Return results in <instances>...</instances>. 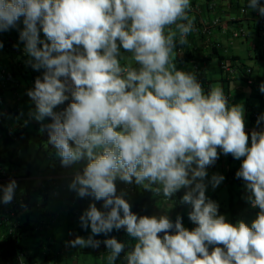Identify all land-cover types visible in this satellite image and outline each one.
Here are the masks:
<instances>
[{"label": "clouds", "instance_id": "clouds-1", "mask_svg": "<svg viewBox=\"0 0 264 264\" xmlns=\"http://www.w3.org/2000/svg\"><path fill=\"white\" fill-rule=\"evenodd\" d=\"M247 7L264 16L260 0ZM190 10L191 0H0V32L23 18L27 63L43 69L27 92L33 118L62 167L86 161L68 187L90 200L79 217L90 235L69 245L103 243L110 264L126 248L109 236L121 229L134 241L127 264H264V130L249 136L243 105H230L221 87L206 92L194 72L173 62L177 37L187 43L194 27ZM121 48L135 67L121 65ZM221 153L242 161L235 175L259 209L250 225L229 222L206 196L207 168ZM223 180L213 174L210 183ZM117 181L168 199L188 189L182 202L195 227L185 228L180 216L138 215ZM17 187L15 179L0 184V205L14 201Z\"/></svg>", "mask_w": 264, "mask_h": 264}, {"label": "crops", "instance_id": "crops-1", "mask_svg": "<svg viewBox=\"0 0 264 264\" xmlns=\"http://www.w3.org/2000/svg\"><path fill=\"white\" fill-rule=\"evenodd\" d=\"M209 1L191 0L189 16L194 20V26L210 24L215 17L222 18L223 25L216 28L209 37L191 31L187 36V43L183 45L179 44V37H177V47L173 50L172 60L176 63L178 69L194 72L206 92L210 87H213L215 82L220 81L221 88L225 95L229 97V104H241L244 110L247 108V111H249L250 99L244 91L239 90V86L234 87L232 84V81H245V78L227 77L222 71V65L227 63L250 68L253 70V78L260 85L264 83V44L260 34L261 15L247 7V0H240L238 3L217 0L218 6L215 10L208 8ZM260 2L264 4V0H260ZM242 7L247 9L246 14H241L240 9ZM22 19L16 28L0 32V42L3 44V47L0 48V73L6 71L13 77V82L7 88L0 90V131L13 128L20 132L25 128H30L33 118L32 113L35 112V104L27 95V92L32 89L36 77H42L43 73V69L34 70L27 63L30 57L25 54L24 42L19 39L20 31L24 27ZM240 30H243L245 34L235 38L234 34ZM40 38L45 39L42 31L40 32ZM121 52H124L122 48ZM214 60L218 61L217 66L214 65ZM247 61H254L255 65L249 64ZM253 89L260 92L255 97L262 100V107L264 108V93L260 91V88ZM64 105L59 106V108ZM258 113L260 115L264 114L262 111ZM12 115H14V119H12ZM255 127H257L256 122L252 120L250 123L246 122V130ZM5 146V141L0 133V152L9 149L10 145ZM22 152H24L22 149L17 151V157L20 159L16 163L9 160L6 163H0V168L14 176L18 183L15 199L22 200V196L30 193L32 188L41 189L36 190L35 193L31 192V205L27 206L20 202L21 204L15 210L14 216L8 218L0 229V241L8 237L10 228L22 225L23 233L20 242L25 252L24 260L27 263L110 264L108 260L110 253L103 243L99 248H81L69 245V242L75 239L77 235L85 238L90 235V228L87 231L83 230L79 221L80 215L88 207L90 200L77 197L76 193L70 191L68 187L74 172L82 169L86 161L65 168L61 166L60 158L56 155L55 150H50L45 153L46 158L43 164L40 165L35 162L32 166H29L25 163L27 160L19 155ZM1 156L2 159L5 157L4 155ZM32 159L31 162H33ZM235 161L239 163L238 167L240 168L241 160L234 159L230 154L227 156L220 154L215 164L222 162L221 165L227 181L239 179V184L245 185L242 179L233 178L234 172L238 171L239 168L235 171L227 170V163ZM29 188H31V191ZM117 188L118 193L122 191L125 194V198L132 206V211L142 215L137 212V203L143 198L150 199L151 190L143 188L141 191L143 196H140L132 184H125L120 181H117ZM186 191L185 188L180 190L182 195ZM40 193L46 197L45 204L40 202L42 200ZM175 201L171 202V199L170 201L163 199L165 205L160 206L147 216L167 215L173 221L175 218L173 212L176 211V204H178L177 200ZM97 207H101L99 202ZM2 208L7 209L8 207L7 205H0V210ZM237 208L235 223L244 221L249 225L256 218L259 211L258 208H253L249 202H243V200L238 203ZM0 216H3V214L0 213ZM109 236H114L126 244L125 251L116 259L115 264H127L125 255L130 250L129 243H134V241L123 229L114 230L109 233ZM95 238L103 241L106 237L100 235ZM0 264L8 263L0 259Z\"/></svg>", "mask_w": 264, "mask_h": 264}, {"label": "trees", "instance_id": "trees-1", "mask_svg": "<svg viewBox=\"0 0 264 264\" xmlns=\"http://www.w3.org/2000/svg\"><path fill=\"white\" fill-rule=\"evenodd\" d=\"M136 65H134L133 67H135ZM246 81V79H245ZM67 104H65L63 107L58 108L57 110H62L64 107H66ZM250 119L253 122L257 123V120L253 117V114H250ZM50 119H45V121L43 122L44 124L50 123ZM257 127H264V120H262L259 124H257ZM2 132L4 130H1ZM0 131V132H1ZM17 136L19 137V142L14 143L11 140L5 139V144L7 146L13 144L14 147L12 149H6L2 152H0V163L4 162L6 163L7 160L9 159L10 162L12 163H16L20 158L17 157V151H19V149H22V151L24 152H30V150L32 148H35L37 150V156L35 158L32 159L31 155L29 157V160H27L25 163L28 164L29 166H32L37 158L39 157V154L41 151H45V152H49L50 150H52L53 148L47 143L48 141V135H47V131L45 129H43L42 127V123L38 122L34 125V128L31 130L30 128H25L22 131H16ZM250 136V135H249ZM16 154V157L14 156ZM1 155H7L2 159ZM13 158H15V160H13ZM32 159L33 162H31L30 160ZM135 188V190H137V192L140 194V196H143V193H141L143 187L142 186H137L135 183L132 184ZM30 187V186H29ZM41 188H29V190L31 192H36V190H39ZM188 190V189H187ZM31 192L30 193H26L25 195L22 196V200H19V205L21 204L20 202H22V204L24 205H31ZM152 194L150 195V199L148 198H143L141 201H139L137 203L136 209L137 212H139L140 214H142L141 216L144 215H148L152 212H154L155 210H157V208H159L160 206L165 205V203H163V199L166 198L163 196L162 192L157 194L153 191H150ZM154 195V196H153ZM41 196V203L45 204L46 202V197L40 193ZM182 197L183 195L181 194L180 190L171 198V202L175 200H177L178 204H176V211L173 212L175 218H177V216L180 215V213L183 211V208L185 206V203L182 202ZM238 206V204H237ZM232 206L230 211L232 214V221L235 223L237 220V212H238V208ZM173 219V221H175L176 219ZM22 225H18L17 227V233L15 237H7L6 239L0 241V259L8 264L11 263H17L18 257L20 255H23V257L25 256V252H24V248L21 245L20 242V237L22 236L23 233V229ZM25 264H30L29 262H25Z\"/></svg>", "mask_w": 264, "mask_h": 264}, {"label": "rangeland", "instance_id": "rangeland-1", "mask_svg": "<svg viewBox=\"0 0 264 264\" xmlns=\"http://www.w3.org/2000/svg\"><path fill=\"white\" fill-rule=\"evenodd\" d=\"M120 62L122 66H134L135 62L131 58V54L127 52H121ZM247 63H251L253 66L255 65L254 61H247ZM214 65H218V61L214 60ZM259 69V67H258ZM232 84L234 87L239 86L240 91H244L247 95V97L250 99V107L249 111H247V108L244 110V116L246 122L250 123V114H253L255 112L262 111L264 112V108L262 107V100L257 96L260 92L258 90H254L252 87L248 86L247 82L244 80H235L232 81ZM221 82L217 81L214 83L213 87H221ZM235 89V88H234ZM14 115H12V119H14ZM38 123L34 118H32V123L30 126V129L32 130L34 128V125ZM14 147L13 144L9 146V149H12ZM45 151H41L39 154V157L37 158L36 162L37 164H43L45 157ZM32 158H35L37 156V150L35 148H32L30 152H22L19 153L21 157L25 160H29L30 155ZM223 154V153H221ZM224 155V154H223ZM7 156V155H5ZM220 157V156H219ZM9 160V159H8ZM222 163V162H221ZM220 164H214L207 168V177L204 180V183L206 184V196L210 198L211 200L215 201L219 205V213L222 215H225L226 219L234 223L232 221V214H231V207H236L237 204L243 200V202H248L247 197L249 193L247 192L245 185H240L239 179L227 181V178L225 176V172L223 170L222 165ZM239 163L237 161L232 163H227V170L228 171H235L239 167ZM213 174H220L224 177V180L215 188H213L212 184L210 183L211 177ZM191 211V206L186 204L183 211L180 213V217H182V223L183 226L189 230L195 227V225L189 220L188 213Z\"/></svg>", "mask_w": 264, "mask_h": 264}, {"label": "built area", "instance_id": "built-area-1", "mask_svg": "<svg viewBox=\"0 0 264 264\" xmlns=\"http://www.w3.org/2000/svg\"><path fill=\"white\" fill-rule=\"evenodd\" d=\"M227 1H229L231 3H238L240 0H227ZM217 6H218L217 0H210L208 3V8L210 10H215L217 8ZM240 12L242 15L246 14L247 9L245 7H242L240 9ZM222 25H223L222 18L215 17L210 24H203L200 26H194L192 31L196 34H202L205 37H209L216 28H219ZM244 34H245L244 31L240 30L239 32H236L234 34V37L239 38V37L243 36ZM260 34H261L262 42L264 44V16L260 17ZM222 71L226 74L227 77H236V76L242 77V78L244 77L249 86H251L252 88H255V89L260 88V84L258 83V81L255 78H253V76H252L253 70L250 68H243L241 66H235V65H230V64L225 63L222 65ZM0 77H1L0 90L7 88L8 85L13 82L12 75L6 73V71H2L0 73ZM33 87H34V85H33ZM227 98L229 99L228 96H227ZM260 116L261 115L258 112L253 113V117L256 120H258V118ZM253 130L261 131V130H264V127H255L253 129L246 130V132L249 135H251V132ZM0 133H1L4 141H5V139H8V140H11L14 143H16V142H19V140H20L13 128H6L3 132H0ZM53 150L54 149H52V151ZM236 172L237 171L234 172L233 178H237L235 175ZM10 179H15V177L8 174L6 171H3L0 168V184L8 183V181ZM164 200L170 201V199H168V198H164ZM18 206H19V200L14 199V201L11 204L7 205V207H8L7 209L2 208L0 210V213L3 214V216H0V229L4 226V223L8 220V218L14 216L15 210L18 208ZM17 227H18V225H16L15 227L13 226L12 228L9 229L8 237H15L16 236ZM17 263L18 264H25V260H24L23 255H20L18 257Z\"/></svg>", "mask_w": 264, "mask_h": 264}]
</instances>
